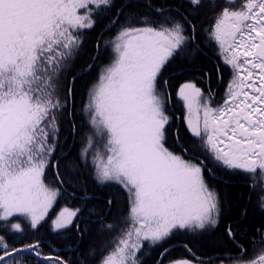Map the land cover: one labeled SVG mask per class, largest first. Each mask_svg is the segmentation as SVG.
Listing matches in <instances>:
<instances>
[{"label":"snow or ice","instance_id":"snow-or-ice-1","mask_svg":"<svg viewBox=\"0 0 264 264\" xmlns=\"http://www.w3.org/2000/svg\"><path fill=\"white\" fill-rule=\"evenodd\" d=\"M236 3L223 0L205 29L231 69L223 102L215 104L194 81L182 83L176 96L186 128L206 158L218 168L264 180V0ZM187 4L188 15L158 7L154 16L127 18L112 41L111 62L89 89L85 111L94 131L81 158L91 155L96 180L122 186L129 201L125 226L100 264H142L145 242L155 247L175 232L201 233L220 223L222 201L204 175L213 169L205 159L195 162L166 146L171 95L159 77L175 56L198 50L191 14L217 8V0ZM112 6L113 0H0V229L5 232L22 234L20 219L38 230L57 202L59 189L45 183V174L57 146L58 117L72 95L69 88L68 97H61L60 77L82 46L84 30L94 28L100 11ZM80 213L62 208L52 230L68 229ZM227 235L235 237L231 225ZM21 253L46 264H68L58 255L44 256L39 241L12 247L0 235V264H20L15 257ZM244 256L241 248L232 264H264V249ZM193 257L170 264H204Z\"/></svg>","mask_w":264,"mask_h":264},{"label":"trees","instance_id":"trees-1","mask_svg":"<svg viewBox=\"0 0 264 264\" xmlns=\"http://www.w3.org/2000/svg\"><path fill=\"white\" fill-rule=\"evenodd\" d=\"M158 7L166 12L179 10L185 15L190 12L187 0H113L111 8L100 11L94 28L84 30L82 46L60 77L61 97H68L69 88L72 95L58 117L57 146L49 158L45 174V183L58 188L60 195L38 230H32L20 218L25 229L22 234L0 229V235L5 236L10 246L22 247L39 241L44 256L58 255L68 264H100L101 256L106 254L122 231L129 213L128 193L117 184L98 182L89 159L81 158V150L94 131L85 105L89 89L98 82L102 70L114 56L112 41L120 26L133 15L154 16V10ZM208 11L209 8L205 6L190 16L196 25L198 50L175 56L162 69L159 77L160 87L171 95V102L167 105L170 122L166 126V146L192 159L196 156V141L184 123V107L177 99V89L186 81H194L203 91L214 93L220 90L226 72L224 65L215 58L214 45L203 38L204 27L210 17ZM113 20L118 22L112 24ZM88 65H91L90 69ZM165 81L168 82L167 86L164 85ZM185 148L187 153L184 152ZM58 174L62 180L57 178ZM213 181L220 190L218 194L224 208L216 229L198 240L182 233L172 235L155 247L145 245L139 254L142 264H155L165 249H170V259L190 258L193 251L209 255L225 251L240 252L241 248L247 252L264 249V211L254 205L250 185L220 174ZM64 206L80 208L81 213L68 229L57 233L52 230L51 222ZM106 225H112L115 230L107 229ZM228 225L235 231L234 238L227 235ZM15 259L20 264H46L29 253L20 254Z\"/></svg>","mask_w":264,"mask_h":264},{"label":"flooded vegetation","instance_id":"flooded-vegetation-1","mask_svg":"<svg viewBox=\"0 0 264 264\" xmlns=\"http://www.w3.org/2000/svg\"><path fill=\"white\" fill-rule=\"evenodd\" d=\"M240 5V0H237L236 3V7H239ZM207 8H209L208 14L210 15L208 22L205 24L204 27V32L205 35L207 34V32L205 31V29L209 28V26L211 24H213L214 21V16L216 15V13L219 11L220 7H223V0H217V8L214 11L212 8L206 6ZM204 39L207 40L208 44H213L215 45V47L212 49L214 52V55H216V59L218 60L219 63H221L222 65H224L225 67V71L224 72V78H223V82L220 86V90H216L214 93L208 92V91H204L206 95H211L215 104H220L223 102L224 98H225V90H226V86L231 78V69L229 68V66L225 65L223 62L222 57L219 54V49L218 46L215 44L214 41H210L208 39V36H203ZM196 159H205L206 163L209 164V167H211L213 169L214 174H209L207 172V170L205 171V180L207 182V184L210 186V188L214 189L217 193L220 192L219 188L214 185V181L216 179V176H218V174L228 177V178H233V179H238L241 180L242 182H246L250 185V189L251 192L254 195L253 198V202L254 205L258 208H260V195H264V180H261L259 178V176H257L256 178L251 177L250 175H247L243 172L240 171H229V170H225V169H221L218 168L216 165L213 164V162L206 158V156L203 153H198L196 154ZM197 159V160H199ZM211 183H210V182ZM224 210V208H223ZM222 219V218H221ZM220 219V221H221ZM259 252V250H251V251H245V259H250L253 258L255 254H257ZM193 253L195 254V257H199L204 264H221V262L223 261V264H232L233 259H235L237 256H239L240 252H221V253H212V254H200L198 252L193 251L189 260L193 259ZM235 257V258H233ZM165 262V260H164ZM163 264V261H162ZM165 264H170V262H166Z\"/></svg>","mask_w":264,"mask_h":264},{"label":"rangeland","instance_id":"rangeland-1","mask_svg":"<svg viewBox=\"0 0 264 264\" xmlns=\"http://www.w3.org/2000/svg\"><path fill=\"white\" fill-rule=\"evenodd\" d=\"M112 50H113V49H112ZM87 158L89 159L90 164H91L92 167L94 168V164H93L92 156L89 155ZM106 183H114V184H116L115 182H106ZM65 207H66V206H64V207H62V208H65ZM62 208H61V209H62ZM68 208H69V209H72V210H75L74 208H70V207H68ZM61 209H60V210H61ZM60 210L58 211V213L60 212ZM50 211H51V210H50ZM58 213H57V214H58ZM55 218H56V216H55ZM55 218H54V219H55ZM69 227H70V226H69ZM51 228H52V223H51ZM182 233H186V234H187L188 236H190V237H194V236H195L194 233H191V232H175L174 234H175V235H179V234H182ZM199 236H200V235L197 236V239H195V238H194V239H195V240H198V239H199ZM203 237H204V236H203ZM145 245H148L147 242H145Z\"/></svg>","mask_w":264,"mask_h":264}]
</instances>
